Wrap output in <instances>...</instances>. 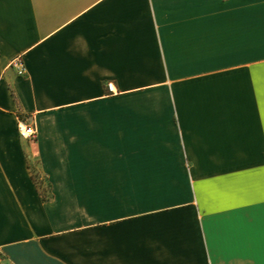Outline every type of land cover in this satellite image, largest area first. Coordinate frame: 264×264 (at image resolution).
Instances as JSON below:
<instances>
[{"label":"crops","instance_id":"crops-1","mask_svg":"<svg viewBox=\"0 0 264 264\" xmlns=\"http://www.w3.org/2000/svg\"><path fill=\"white\" fill-rule=\"evenodd\" d=\"M0 264H264V0H0Z\"/></svg>","mask_w":264,"mask_h":264},{"label":"built area","instance_id":"built-area-1","mask_svg":"<svg viewBox=\"0 0 264 264\" xmlns=\"http://www.w3.org/2000/svg\"><path fill=\"white\" fill-rule=\"evenodd\" d=\"M12 67L17 70L19 75H26L27 68L21 58H17L13 61ZM109 89L113 91V85L109 84ZM18 131L24 139L35 140L37 138V129L35 125H27L24 122L18 124Z\"/></svg>","mask_w":264,"mask_h":264},{"label":"rangeland","instance_id":"rangeland-1","mask_svg":"<svg viewBox=\"0 0 264 264\" xmlns=\"http://www.w3.org/2000/svg\"><path fill=\"white\" fill-rule=\"evenodd\" d=\"M36 171V170H35ZM36 176V180L39 179L40 180V174H34V177Z\"/></svg>","mask_w":264,"mask_h":264}]
</instances>
